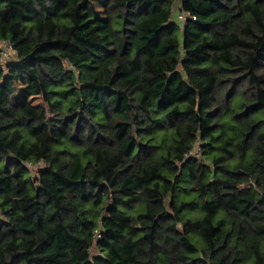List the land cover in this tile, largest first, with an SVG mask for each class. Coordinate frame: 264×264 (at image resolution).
I'll return each instance as SVG.
<instances>
[{
  "label": "trees",
  "instance_id": "obj_1",
  "mask_svg": "<svg viewBox=\"0 0 264 264\" xmlns=\"http://www.w3.org/2000/svg\"><path fill=\"white\" fill-rule=\"evenodd\" d=\"M177 2L0 0V264H264V0Z\"/></svg>",
  "mask_w": 264,
  "mask_h": 264
},
{
  "label": "built area",
  "instance_id": "obj_2",
  "mask_svg": "<svg viewBox=\"0 0 264 264\" xmlns=\"http://www.w3.org/2000/svg\"><path fill=\"white\" fill-rule=\"evenodd\" d=\"M180 18H183L182 16ZM1 47L4 50L5 56H8L10 53V45H8L6 42L1 43Z\"/></svg>",
  "mask_w": 264,
  "mask_h": 264
},
{
  "label": "rangeland",
  "instance_id": "obj_3",
  "mask_svg": "<svg viewBox=\"0 0 264 264\" xmlns=\"http://www.w3.org/2000/svg\"><path fill=\"white\" fill-rule=\"evenodd\" d=\"M180 1H181V0H178L177 5L180 3ZM177 5H176V6H177ZM41 102H42V99L39 98V99H37L36 101H34V104H38V103H41Z\"/></svg>",
  "mask_w": 264,
  "mask_h": 264
}]
</instances>
